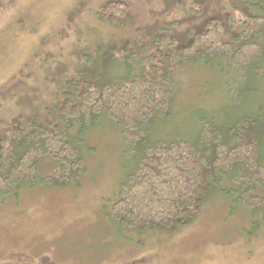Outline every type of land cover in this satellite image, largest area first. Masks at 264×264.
Here are the masks:
<instances>
[{
  "label": "rangeland",
  "instance_id": "obj_1",
  "mask_svg": "<svg viewBox=\"0 0 264 264\" xmlns=\"http://www.w3.org/2000/svg\"><path fill=\"white\" fill-rule=\"evenodd\" d=\"M107 1L0 0L2 121L21 104L25 112L51 101L75 68L105 66L113 48L137 49L156 38L164 49L170 41L187 44L208 20L225 25L229 16L239 18L246 0H112L121 14L106 22L100 6ZM179 66L171 119L154 138H184L197 112L222 109L218 74L198 63ZM125 148L116 128L103 121L83 138L86 172L78 186L42 185L0 197V264H264V226L255 228L217 189L185 225L112 224L106 214L131 169Z\"/></svg>",
  "mask_w": 264,
  "mask_h": 264
},
{
  "label": "trees",
  "instance_id": "obj_2",
  "mask_svg": "<svg viewBox=\"0 0 264 264\" xmlns=\"http://www.w3.org/2000/svg\"><path fill=\"white\" fill-rule=\"evenodd\" d=\"M115 3L100 6L103 21L120 16ZM244 5L225 25L208 20L187 44L170 41L164 49L156 38L137 49L113 48L105 66L75 68L51 101L25 112L21 104L19 113L0 119V197L42 185L78 186L86 172L83 138L105 121L116 128L131 166L106 214L112 224L182 226L217 189L255 228L264 226V0ZM189 62L221 78L222 109L197 112L184 138H154L171 119L176 69Z\"/></svg>",
  "mask_w": 264,
  "mask_h": 264
},
{
  "label": "bare ground",
  "instance_id": "obj_3",
  "mask_svg": "<svg viewBox=\"0 0 264 264\" xmlns=\"http://www.w3.org/2000/svg\"><path fill=\"white\" fill-rule=\"evenodd\" d=\"M220 93V92H219Z\"/></svg>",
  "mask_w": 264,
  "mask_h": 264
}]
</instances>
